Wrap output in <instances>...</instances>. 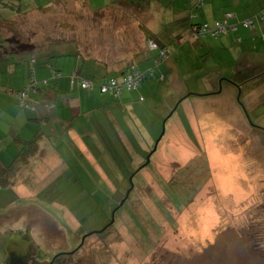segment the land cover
<instances>
[{
	"label": "rangeland",
	"instance_id": "374dc122",
	"mask_svg": "<svg viewBox=\"0 0 264 264\" xmlns=\"http://www.w3.org/2000/svg\"><path fill=\"white\" fill-rule=\"evenodd\" d=\"M36 1L37 7L28 10L27 0H22L18 11H28L14 22V27L20 28L23 39L38 45L68 41L78 44L86 55L104 57L118 65L110 67L112 72L99 83L92 80L94 87L108 78L122 77L132 66L141 71L140 67H146L142 63L127 64L121 69L123 56L139 49L146 36H112L116 23L107 10L92 11L83 0H53L48 7L44 5L49 0ZM145 1L149 0L142 3ZM138 21L143 30L145 21ZM184 21L182 18V24ZM246 22H241L246 28L259 23L246 26ZM238 26L228 24L220 34L235 31ZM154 33L174 51L171 61L180 68V79L172 89L168 80L164 83L149 78L147 91H142L146 100L133 103V113L113 109L117 113L107 131L117 124L131 129L133 137L140 140V146L134 149L137 157L129 155L135 164L122 149L115 151L118 158L128 162V173L121 174L127 179H119V170L108 164L113 159L98 152L91 156L98 161L99 169L82 152L55 165L35 159L27 166L22 163L10 184H0V233L35 225L38 241L51 255L75 251L87 235L81 250L60 259L63 264H264V73L239 68L241 63L237 64L235 54H230L233 60L227 63L229 69L222 70L215 63L221 56L214 48L197 51L192 46V52L183 45L179 50L171 31ZM163 66L168 72L176 69ZM143 72L145 80L149 72ZM222 72L226 74L222 76ZM74 75L79 82L84 79ZM217 79L218 86L210 92L216 94L207 95L200 85H210ZM140 86L125 87L122 93ZM181 90L187 91L178 98ZM30 91L24 105L19 99L21 107L28 106ZM178 99L182 100L169 116ZM165 121V135L151 162L136 174L130 197L106 228L130 188L131 175L147 162ZM146 140L148 149L141 147L147 145ZM109 153L117 159L111 149ZM101 176L107 180L100 181Z\"/></svg>",
	"mask_w": 264,
	"mask_h": 264
},
{
	"label": "crops",
	"instance_id": "0c3cea01",
	"mask_svg": "<svg viewBox=\"0 0 264 264\" xmlns=\"http://www.w3.org/2000/svg\"><path fill=\"white\" fill-rule=\"evenodd\" d=\"M83 1L92 11H108L106 14L116 23L112 25V36H126L127 39L146 36L139 49L128 51L123 56L125 61H120L123 64L121 69L127 64L146 65L144 69L138 66L149 72L147 78L139 89H126L118 97L101 93L97 85L92 90L85 89L79 84L78 78L72 84L73 74H80L79 77L99 83L112 72L110 67L116 68L118 65L110 63L104 57L86 55L78 44L68 41L38 45L30 39H23L20 28H15L14 22L19 21L30 7H37V1L27 0L28 10L24 12L0 1V184L2 181L8 183L9 180L11 183L15 170L22 163L27 166L35 159L55 165L68 158H77L79 152L88 154L95 166L98 165V169V161L91 156L93 152L112 158V162L108 164L115 166L116 171L119 170V179L126 180L127 177L121 174L128 173L125 166L128 162L118 158L115 151L122 149L131 161L132 154L137 157L134 149L140 146V140L137 136L133 137L131 129L117 124L107 131V125L114 123L117 113L113 109L133 113L131 105L136 101L146 100L142 91H147L150 79L156 78L164 83L168 80L172 89L177 87L180 79V68L171 61L175 56L174 51L169 45L159 41L158 33H154V30L171 31L179 50L183 45H187L192 52H195L194 48L197 51H202L205 47L214 48L221 56V60L215 63L222 70L229 69L227 63L233 60L230 54H235L237 64L241 63L239 68L260 69L264 73V23L259 22L253 28L241 25L242 21L253 18L264 10V0H149L145 3H142L144 0ZM49 2L44 7H48L51 4ZM139 18L140 21H145L143 30L139 28ZM182 18H185L183 24ZM223 20L230 25L239 24L238 29L218 36L201 35L195 31L197 25H214ZM179 32L180 37L176 39ZM151 41H155L159 48L150 49ZM163 48L168 50L169 55L158 63V56ZM222 53H228L229 57L228 54L222 56ZM163 64L176 69L168 72ZM224 74L226 72H222V76ZM186 75L187 73L184 77ZM32 76L35 86L30 91L28 106L21 107L17 94L31 83ZM239 78L245 84L242 74ZM218 84L219 79L210 85L200 86H203L205 93H209L207 95L212 96L215 94L210 92ZM148 90L150 92V86ZM189 90L192 92L191 87ZM186 91H179L178 98L184 96L181 94ZM221 97L220 95L219 98ZM181 100L178 99V103ZM177 141L182 144L181 139ZM141 147L149 148L148 143ZM108 149L112 150L117 159L111 157ZM48 158L51 160L47 161ZM99 180L105 181L107 178L101 176Z\"/></svg>",
	"mask_w": 264,
	"mask_h": 264
},
{
	"label": "built area",
	"instance_id": "2783aa9c",
	"mask_svg": "<svg viewBox=\"0 0 264 264\" xmlns=\"http://www.w3.org/2000/svg\"><path fill=\"white\" fill-rule=\"evenodd\" d=\"M203 2V0H200ZM254 21H259V22H264V11L260 12L257 16L253 18L247 19L246 26H251L254 24ZM228 27V22L227 21H217L214 25L210 24H203L200 26H197L195 28V31L197 34L201 35H207L210 34L212 36H218L220 33L224 32ZM149 47L151 49H157L158 45L154 42L151 41ZM169 55L168 50H161L160 51V56L158 58V63L164 61ZM74 75V74H73ZM145 78V73L141 71L139 68L136 66H132L131 69L129 70L128 73L123 75L122 77H112L104 80L99 84V89L101 93L105 94H112L114 96H119L122 93V90L127 87L130 89H136L138 88L142 81ZM75 75L73 76L72 79V84L75 82ZM34 82V79L32 78L31 84L28 88H26L24 91L19 93V99L21 101V104L24 105L25 101L28 98V94L30 91V88L32 87ZM79 84L85 88V89H93L94 83L92 80L89 79H82L80 80ZM141 100H144V97H141Z\"/></svg>",
	"mask_w": 264,
	"mask_h": 264
},
{
	"label": "flooded vegetation",
	"instance_id": "af4514ba",
	"mask_svg": "<svg viewBox=\"0 0 264 264\" xmlns=\"http://www.w3.org/2000/svg\"><path fill=\"white\" fill-rule=\"evenodd\" d=\"M41 226L43 225H40V227ZM14 233H18L15 244L16 249L8 253V250H10L9 241ZM1 238H3V240L0 243V264H3L12 256L25 261L26 264H63L60 259L63 256L72 255L73 253H77L81 250L87 235L85 236V239L83 238L82 240L83 245L76 248L75 251L73 250L74 252H57L53 255H51L50 252L42 246V243L38 241L39 234L37 235L35 225L32 226L29 224L25 227V229L17 230L15 232H6L5 234L0 233V239Z\"/></svg>",
	"mask_w": 264,
	"mask_h": 264
},
{
	"label": "water",
	"instance_id": "95a60500",
	"mask_svg": "<svg viewBox=\"0 0 264 264\" xmlns=\"http://www.w3.org/2000/svg\"><path fill=\"white\" fill-rule=\"evenodd\" d=\"M213 94H216V93H213ZM189 95H191V94H188L187 96H189ZM179 103H180V102H179ZM179 103L175 106V108H174V110L171 112V114L174 113V111H175V109L178 107ZM244 109H245V108H244ZM245 112H246V109H245ZM246 114H247V118L250 120L249 115H248L247 112H246ZM167 119H168V118H167ZM165 132H166V121L164 122V125H163V131H162V134H161L160 138L157 140V142H156V144H155L153 150L150 152V154H149L148 157H147V162L144 163L143 165H141V166H140L135 172H133V174L131 175V177H130V188L128 189L125 198L121 201V203L119 204V206H118V207L116 208V210L114 211V213H113V217H112V220H111V222L106 226V228L109 227L110 225H112V224L114 223V221H115V213L117 212V210H118L120 207H122V206L124 205V203H125V202L127 201V199L130 197V194H131V192L133 191V189H134V187H135V184H134V177L136 176V174H137L140 170H142L144 167H146V166L151 162V157H152V155L156 152V150L158 149V145H159L161 139L163 138V136L165 135ZM106 228H103V229L100 230V231H104ZM17 234H18V233H16V234L14 233L13 236L11 237L10 241H9V249H10V250H8V253H9V252H12L13 250L16 249V245H15V244H16ZM84 239H85V237H84ZM12 243H13L14 245H13ZM11 256H12V255H11ZM3 264H26V263H25V261H23V260H21V259H19V258H16L15 256H12V257L8 258Z\"/></svg>",
	"mask_w": 264,
	"mask_h": 264
},
{
	"label": "trees",
	"instance_id": "16d2710c",
	"mask_svg": "<svg viewBox=\"0 0 264 264\" xmlns=\"http://www.w3.org/2000/svg\"><path fill=\"white\" fill-rule=\"evenodd\" d=\"M0 1L2 3L6 4L7 6H10L11 8H13L15 10H18L17 8L22 5V0H0ZM49 1H50L49 3H51L53 0H49ZM41 8H44V7H41ZM56 42H60V41L55 40L53 43H56ZM262 129L264 130V128H262ZM193 198H194V196H193ZM193 198H191V201L186 203V206L189 205L193 201Z\"/></svg>",
	"mask_w": 264,
	"mask_h": 264
},
{
	"label": "bare ground",
	"instance_id": "6f19581e",
	"mask_svg": "<svg viewBox=\"0 0 264 264\" xmlns=\"http://www.w3.org/2000/svg\"><path fill=\"white\" fill-rule=\"evenodd\" d=\"M232 182V181H231Z\"/></svg>",
	"mask_w": 264,
	"mask_h": 264
}]
</instances>
